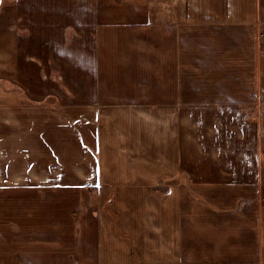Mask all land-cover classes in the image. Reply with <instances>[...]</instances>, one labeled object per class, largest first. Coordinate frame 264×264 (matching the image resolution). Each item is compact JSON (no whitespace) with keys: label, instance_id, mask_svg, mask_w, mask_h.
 I'll return each instance as SVG.
<instances>
[{"label":"crops","instance_id":"crops-1","mask_svg":"<svg viewBox=\"0 0 264 264\" xmlns=\"http://www.w3.org/2000/svg\"><path fill=\"white\" fill-rule=\"evenodd\" d=\"M35 189L84 242L0 264H264V0H0V208Z\"/></svg>","mask_w":264,"mask_h":264},{"label":"rangeland","instance_id":"rangeland-1","mask_svg":"<svg viewBox=\"0 0 264 264\" xmlns=\"http://www.w3.org/2000/svg\"><path fill=\"white\" fill-rule=\"evenodd\" d=\"M191 97H193V96H191ZM257 98L259 99V95L257 96ZM252 113L256 114L257 111H254ZM139 172H141V178L143 179V181L144 180L150 181L151 178H155L156 180H159V177H160V175H156L155 173H152V172H154V170H151L150 166H148V165H142L139 169ZM156 180H153V181H156ZM52 190L53 189H45L44 192L46 193V196H45V194H44V196H41V194L37 190L31 191L30 195H29V197H30L29 203L34 204V206H27V207L22 206L21 207L18 205H14V206L10 205V203H9V206H7L5 203L2 204V207L0 209L3 210V212H1V213L4 214L6 211L11 212L14 214L15 219L20 220L21 217H28V216L31 217V214L37 215V217H35V218L40 219L41 225H44L46 223V226L44 225L46 227V234H45L46 240H42L41 238L40 239H32L31 238L28 240H26V239H11V238L6 239L5 237L9 236L10 232L4 231L3 229L0 228L1 229L0 230V251L3 252L5 250H7L8 246H10L13 241L16 242V244L19 246H21L23 244L26 247L33 246L34 244L38 245V242H44V246H47V247H54V243L56 244L57 241H61L63 243V244H61V246H63V247H65L68 244L70 245V242H73V241H75L77 245L84 242V239H79V238L72 239V240L69 239V232L71 229V225L68 222H66V220H67L66 216H68L69 211H71L70 207H62L61 208V211L65 209V212L62 211V213H59V215H58L61 220L62 219L64 220V221H61V228H59L58 224L54 225V223H53L54 214L49 213L48 208H46V211L44 212V210H43L44 208L41 204H40V206H38L37 200H44L47 203L48 201H51L53 199L54 195H52L53 194ZM16 192H14V194H18V192L17 193ZM67 193H68V190H62V192L60 194L64 198L67 195ZM72 193L74 194V196L78 195V198H79V195H81L79 190L73 191ZM2 196L3 195L0 194L1 198H2ZM14 199H18V198H14ZM108 204H109V206H112V202L106 203V205H108ZM105 209H109L111 211L113 210L112 207L110 209V207H108V206ZM52 210H54V209L51 208L50 212ZM74 217H76V216L74 215ZM26 220L27 219L22 220L23 222L21 221V222L15 223L14 224L15 231H16V227L22 226V224ZM42 221H44V222H42ZM80 222H81V224H85L82 220H80ZM36 224L37 223H33V222L26 223L25 227L26 228H30V227L36 228V226H35ZM116 225L118 226V224H115V226ZM52 228H53V230H52ZM25 230H27V229H25ZM65 234H67V236H68L67 238H65V236H64ZM60 235L63 236V238L61 240H59ZM57 236H58V238H56ZM2 257H3L2 259H5V258H7V255L2 254Z\"/></svg>","mask_w":264,"mask_h":264}]
</instances>
